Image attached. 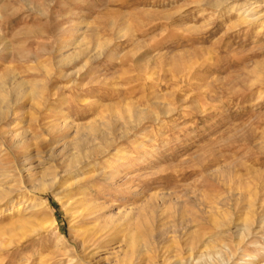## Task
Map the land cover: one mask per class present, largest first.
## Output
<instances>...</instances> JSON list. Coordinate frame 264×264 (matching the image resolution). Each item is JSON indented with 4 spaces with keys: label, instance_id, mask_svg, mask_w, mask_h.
I'll list each match as a JSON object with an SVG mask.
<instances>
[{
    "label": "rangeland",
    "instance_id": "rangeland-1",
    "mask_svg": "<svg viewBox=\"0 0 264 264\" xmlns=\"http://www.w3.org/2000/svg\"><path fill=\"white\" fill-rule=\"evenodd\" d=\"M0 105V264H264V0H0Z\"/></svg>",
    "mask_w": 264,
    "mask_h": 264
},
{
    "label": "bare ground",
    "instance_id": "bare-ground-1",
    "mask_svg": "<svg viewBox=\"0 0 264 264\" xmlns=\"http://www.w3.org/2000/svg\"><path fill=\"white\" fill-rule=\"evenodd\" d=\"M1 106V105H0ZM8 115V111H5L3 109H1L0 107V119L5 118ZM15 136L14 135H8L7 139H6V143H8V145L10 147H12L13 150H18L21 146L19 144H16V140H15ZM0 148H1V144H0ZM32 159L31 156L26 157V158H22V162L23 163H28V165H30V160ZM24 166V165H23ZM11 165L8 164H4L3 162L1 163L0 161V169H6L7 171H10L11 169ZM24 171L26 172V177L31 180L34 179L38 174L41 173V171L36 170V167L30 165L29 167H25Z\"/></svg>",
    "mask_w": 264,
    "mask_h": 264
}]
</instances>
